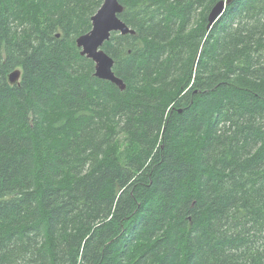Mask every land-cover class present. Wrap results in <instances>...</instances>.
<instances>
[{
    "label": "trees",
    "instance_id": "16d2710c",
    "mask_svg": "<svg viewBox=\"0 0 264 264\" xmlns=\"http://www.w3.org/2000/svg\"><path fill=\"white\" fill-rule=\"evenodd\" d=\"M0 0V264H264V0ZM20 71L18 82L9 74Z\"/></svg>",
    "mask_w": 264,
    "mask_h": 264
},
{
    "label": "water",
    "instance_id": "95a60500",
    "mask_svg": "<svg viewBox=\"0 0 264 264\" xmlns=\"http://www.w3.org/2000/svg\"><path fill=\"white\" fill-rule=\"evenodd\" d=\"M231 0H222L216 3L208 16L207 29L210 30L217 20L225 12ZM124 7L119 0H104L102 6L97 13L92 17V30L80 36L77 39V44L81 47V54L95 62V75L108 79L118 84L122 89L126 88L125 83L116 77L113 72V59L102 49L104 43L110 39L111 33L119 31L123 34L135 33L130 27L123 22L118 14L123 11ZM20 71L15 70L9 74L10 83L18 82Z\"/></svg>",
    "mask_w": 264,
    "mask_h": 264
}]
</instances>
